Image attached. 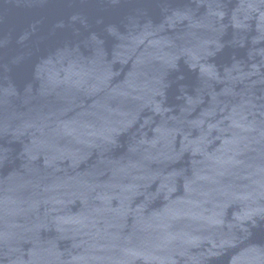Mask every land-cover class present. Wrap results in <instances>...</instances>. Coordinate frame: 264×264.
<instances>
[{
	"label": "water",
	"instance_id": "obj_1",
	"mask_svg": "<svg viewBox=\"0 0 264 264\" xmlns=\"http://www.w3.org/2000/svg\"><path fill=\"white\" fill-rule=\"evenodd\" d=\"M0 264H264V0H0Z\"/></svg>",
	"mask_w": 264,
	"mask_h": 264
}]
</instances>
